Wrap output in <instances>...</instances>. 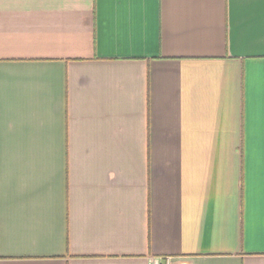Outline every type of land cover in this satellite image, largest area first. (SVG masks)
I'll use <instances>...</instances> for the list:
<instances>
[{
	"label": "crops",
	"instance_id": "obj_1",
	"mask_svg": "<svg viewBox=\"0 0 264 264\" xmlns=\"http://www.w3.org/2000/svg\"><path fill=\"white\" fill-rule=\"evenodd\" d=\"M264 264V0H0V264Z\"/></svg>",
	"mask_w": 264,
	"mask_h": 264
},
{
	"label": "built area",
	"instance_id": "obj_2",
	"mask_svg": "<svg viewBox=\"0 0 264 264\" xmlns=\"http://www.w3.org/2000/svg\"><path fill=\"white\" fill-rule=\"evenodd\" d=\"M165 259H166L165 264H171V260L169 258H165ZM157 264H161V263H157Z\"/></svg>",
	"mask_w": 264,
	"mask_h": 264
}]
</instances>
